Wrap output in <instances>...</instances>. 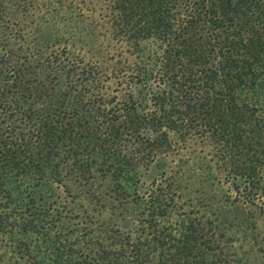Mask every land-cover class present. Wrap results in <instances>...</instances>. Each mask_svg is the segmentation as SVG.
Masks as SVG:
<instances>
[{"label":"trees","instance_id":"16d2710c","mask_svg":"<svg viewBox=\"0 0 264 264\" xmlns=\"http://www.w3.org/2000/svg\"><path fill=\"white\" fill-rule=\"evenodd\" d=\"M111 40L125 48L105 59ZM152 166L133 227L98 222L84 254L57 190L114 178L129 223ZM191 173L208 234L175 219ZM262 217L264 0H0V238L16 264H264Z\"/></svg>","mask_w":264,"mask_h":264},{"label":"rangeland","instance_id":"374dc122","mask_svg":"<svg viewBox=\"0 0 264 264\" xmlns=\"http://www.w3.org/2000/svg\"><path fill=\"white\" fill-rule=\"evenodd\" d=\"M148 45V42L143 44L144 48H149ZM124 48V45L120 46L119 44V46H116V42H113V40H111V45L103 55H105V59L112 58L117 54V51L124 50ZM86 59L96 60V55H89ZM108 62L111 63L110 61ZM196 148L199 150L202 147L200 145H197ZM208 150L209 148L207 147L204 151L201 152L206 151L208 153ZM95 176L96 180L94 182V194H90L86 186L79 183L70 184L67 191L64 188H62L60 191L57 190V193L61 194L63 201L68 203L69 210L74 211V213L80 220L79 221L78 219H75L74 221L77 223L80 222L79 225H76L77 227H79L76 228L77 230L79 229V231H70L71 240L74 242V240L76 239H81V244L79 245L80 250L84 252V254L89 252V255L93 254V252L96 251V248H94L93 246L92 248H94V250L90 252L91 248L89 247V238L96 240V225L98 224V222L105 221L107 224L112 223L119 228H124V226H126L124 224H128V226L125 227L128 230L133 227L134 223H132V218L140 216L142 211L145 209L142 203L143 200H138L137 194L141 196V199L142 197H147L145 193H147V190L151 188L154 180L159 178V173L156 171L155 167L152 166L149 169H141L139 177L135 178L134 183L138 186V191L134 190V186L133 189H130L129 191L131 193H128V195L130 196L128 197V199H133L135 201V205H132L130 207V214L127 216L128 220L131 219L129 223H125V221L123 220L122 213L124 212L125 206L122 205L123 203H121V200H117V198H119L120 196V189L116 186L114 178L108 176L105 177L97 171ZM221 187L224 189V191H227L229 188L227 182H225V184ZM115 188L118 191L117 194L114 193ZM182 188V194L177 201L178 208L175 219H187V217L193 218L194 220H197L199 225H205L203 226L204 234H208L207 232L210 233L212 230L210 227V222L213 220L211 219L208 208L205 204V201L203 200V195L201 193L202 184L197 174L191 173L189 175H186V178H183L182 181ZM110 196H112V199ZM257 211L258 210H256V212ZM259 224H261V227L264 231L263 217L262 219L259 218ZM85 227L86 231L84 230ZM11 232L12 231H10V233L8 234H11ZM85 232L87 233L86 236ZM217 239H219V237H217ZM12 242H14V237L12 239V235H7L5 238H0V264L17 263V258L20 255L16 258L14 257L12 253ZM37 244L38 238L36 237L33 239L32 243L33 257H38L41 255L40 253H38ZM30 262L33 263L32 260Z\"/></svg>","mask_w":264,"mask_h":264}]
</instances>
